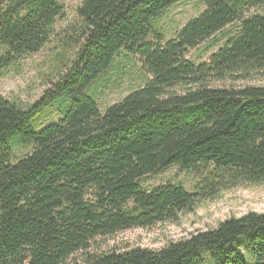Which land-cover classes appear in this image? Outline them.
<instances>
[{
	"label": "trees",
	"instance_id": "1",
	"mask_svg": "<svg viewBox=\"0 0 264 264\" xmlns=\"http://www.w3.org/2000/svg\"><path fill=\"white\" fill-rule=\"evenodd\" d=\"M176 2L84 0L60 39L52 87L27 107L0 95V264H264V214L255 212L159 251L91 250L264 183V87H211L264 73V14L251 13L264 0H202L206 10L167 39L154 23ZM62 14L59 0H0V71L55 41ZM234 25L209 62L190 59ZM123 53L146 83L102 114L89 91ZM182 85L190 90L176 94ZM17 146L32 150L14 160ZM175 166L198 177L193 192L143 187Z\"/></svg>",
	"mask_w": 264,
	"mask_h": 264
},
{
	"label": "rangeland",
	"instance_id": "2",
	"mask_svg": "<svg viewBox=\"0 0 264 264\" xmlns=\"http://www.w3.org/2000/svg\"><path fill=\"white\" fill-rule=\"evenodd\" d=\"M84 0H59L63 14L54 23L57 39L35 55L22 58L17 63L0 71V95L27 107L37 102L42 95L52 87L57 80L59 69L56 66V53H62L59 46L63 44L61 37L68 29L78 23V9ZM206 10L202 0H177L176 4L167 9L154 23L157 29L167 39L176 33L189 21L198 17ZM251 13L264 14V8L253 9ZM238 31L237 25L227 28L220 36L216 48L204 52V46L190 53V59L196 64L207 63L212 54L216 53L227 40ZM146 74L141 70V64L135 57L121 54L115 59L112 68L97 81L90 89L99 105L101 113L121 102L129 94L142 88L146 83ZM212 88L243 89L246 87H264V73L252 75L246 80H225L211 82ZM190 87L178 86L174 92L185 94ZM52 118L48 124L59 120ZM32 148L17 146L16 158L20 159L29 154ZM198 177L190 172H181L178 167L144 179V188L151 190L163 184H178L193 192ZM264 214V183H244L236 188L221 192L217 197L198 203L193 212L180 215L177 222L157 224L147 229H132L119 232L114 236L99 238L92 247L93 252L108 253L111 251H126L133 248H143L159 251L171 243L187 239L192 235L215 229L220 223L231 218H240L248 213ZM78 255L77 258H82Z\"/></svg>",
	"mask_w": 264,
	"mask_h": 264
}]
</instances>
